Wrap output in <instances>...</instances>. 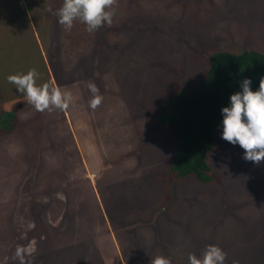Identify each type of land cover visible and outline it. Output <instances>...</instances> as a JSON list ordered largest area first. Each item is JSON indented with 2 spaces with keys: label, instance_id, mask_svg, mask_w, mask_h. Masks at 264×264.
I'll use <instances>...</instances> for the list:
<instances>
[{
  "label": "rangeland",
  "instance_id": "1",
  "mask_svg": "<svg viewBox=\"0 0 264 264\" xmlns=\"http://www.w3.org/2000/svg\"><path fill=\"white\" fill-rule=\"evenodd\" d=\"M62 3L0 0V113L18 116L0 134V264H19L18 245L32 264H188L209 244L225 264H264V161H245L222 125L212 181L167 188L176 136L150 119L177 86L200 84L210 53L264 51V0H118L94 33L78 20L65 31ZM32 68L72 92L66 111H36L7 81Z\"/></svg>",
  "mask_w": 264,
  "mask_h": 264
},
{
  "label": "trees",
  "instance_id": "2",
  "mask_svg": "<svg viewBox=\"0 0 264 264\" xmlns=\"http://www.w3.org/2000/svg\"><path fill=\"white\" fill-rule=\"evenodd\" d=\"M245 78L252 80V90L259 89L264 78V51L245 49L240 52L218 50L210 53L208 69L200 84L192 91L184 85L175 88L150 117L157 126L171 125L177 146L166 169L170 182L189 175L201 182H211L212 166L208 156L223 125L222 108L230 106V97L242 91ZM18 116L14 110L0 113V134H11Z\"/></svg>",
  "mask_w": 264,
  "mask_h": 264
},
{
  "label": "clouds",
  "instance_id": "3",
  "mask_svg": "<svg viewBox=\"0 0 264 264\" xmlns=\"http://www.w3.org/2000/svg\"><path fill=\"white\" fill-rule=\"evenodd\" d=\"M118 0H63L61 7L53 13L65 31H70L78 20L86 25V31L96 32L107 25L111 27L115 16ZM51 11V9H49ZM40 73L32 68L27 73L10 74L7 81L15 85L28 105L36 111H66L73 103L71 91L62 89L54 81L39 83ZM252 80L242 81V91H237L230 97V106L222 108L223 132L222 139L244 149L243 159L259 165L264 161V78H261L259 89L252 90ZM93 97L89 102L92 110L97 109L103 96L93 82L88 84ZM32 249L18 245L15 257L19 264H32L30 257ZM227 253L216 244H209L200 256L190 253L188 264H225ZM151 264H173L170 257L158 254L152 258ZM233 264H239L233 261Z\"/></svg>",
  "mask_w": 264,
  "mask_h": 264
},
{
  "label": "crops",
  "instance_id": "4",
  "mask_svg": "<svg viewBox=\"0 0 264 264\" xmlns=\"http://www.w3.org/2000/svg\"><path fill=\"white\" fill-rule=\"evenodd\" d=\"M19 204V202H17V205H16V207H15V214H17V211H18V205ZM30 215L34 218V210L30 213ZM11 221L12 222H17V219H16V215L15 216H13V217H11ZM11 230H14V228L13 229H11ZM10 232H15L14 233V235H12V236H15V238H14V240L16 241L18 238H20L19 236H18V234H19V231H18V228H16L15 227V230L14 231H10ZM33 236V235H32ZM30 239L32 238L31 236L29 237ZM33 238L36 240L37 238H39V236H33ZM42 238V237H41Z\"/></svg>",
  "mask_w": 264,
  "mask_h": 264
}]
</instances>
